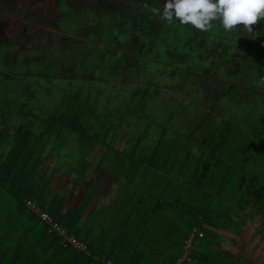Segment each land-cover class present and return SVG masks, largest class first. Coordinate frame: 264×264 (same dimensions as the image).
Segmentation results:
<instances>
[{"label":"trees","instance_id":"1","mask_svg":"<svg viewBox=\"0 0 264 264\" xmlns=\"http://www.w3.org/2000/svg\"><path fill=\"white\" fill-rule=\"evenodd\" d=\"M10 1L13 7L25 8L30 17L26 23H17L18 18L10 11L6 12L8 17L0 16V37L11 33L0 45L11 42V46L15 43L22 50L31 46L32 51L61 55L62 50L51 49L50 30L42 34L38 29L35 34L27 32L29 26L41 24L37 23L41 22L37 18L39 11L32 9L31 2ZM62 2L78 13L84 8L106 10L124 20L130 19L135 32L130 49L119 51L130 55L132 70L133 59L142 55L143 50L147 52V45L150 49L149 42L140 41L141 35L149 38L166 34L172 30L170 24L179 23L163 18L166 0H85L82 6H78L77 0H56L52 12ZM7 3L8 0H0V8ZM48 14H44L46 26ZM213 23L221 25L219 21ZM17 28L20 31L15 32ZM75 33L76 30L60 32V36L65 40L66 34L76 37ZM24 34L35 36L32 45L26 43ZM7 61L3 62L9 64ZM96 62L99 61L94 59L88 65L95 68ZM112 62L115 63L114 58ZM105 65L108 68L109 61ZM0 69L3 70L1 66ZM8 69L10 75L29 76ZM75 74H32L37 80L23 83L24 97L11 111L12 116L0 120V264H179L195 228L203 235H196L188 258L181 264H205L206 259L207 264L217 263L220 259L216 256L220 255L214 250L222 244L219 231L239 228L242 221L235 216L247 217L246 211L253 202L256 210L264 214V137L258 148L251 147L253 142L243 141L249 138L241 139L233 128H219L197 141L205 150L195 158L191 156L193 142L189 140L196 139V134L187 139V146L177 148L178 144L166 134L154 136L156 127L151 115H136L134 110L133 117L138 118L123 119L122 125L131 129L130 147L123 150L115 143L118 134L108 141L97 129L90 132L92 126L85 123L84 114L92 108L76 119L80 107L92 106L93 90L81 96L85 90L81 85L73 91ZM63 77L70 80L67 90H59L58 96L47 102H36L38 92L34 88L49 91L50 83ZM141 78L142 74L138 80ZM86 79L83 85L89 87L104 82L96 77ZM151 88L134 93L133 102L145 103L149 96L146 90ZM69 138L85 152L64 165L57 158ZM98 144L106 152L97 167H91L89 157ZM50 161L53 166L48 171ZM57 172L66 178L65 186L72 183L69 191L55 188ZM116 185L120 191L113 202H97ZM29 200L51 215L52 224L28 207ZM70 200L74 204L67 207ZM53 224L64 233L53 229ZM73 240L85 248L76 247ZM208 250L212 252L208 254Z\"/></svg>","mask_w":264,"mask_h":264},{"label":"rangeland","instance_id":"2","mask_svg":"<svg viewBox=\"0 0 264 264\" xmlns=\"http://www.w3.org/2000/svg\"><path fill=\"white\" fill-rule=\"evenodd\" d=\"M44 1L42 2V0H32V9L36 11L38 10L40 15H37V18H40L41 22L37 23L41 24H33L29 26L27 32L34 33L38 29L39 33L42 34L44 30H50L48 36L49 41H51V49H54V51L56 52L62 50V54H51L50 51H32L31 49H29L31 48V46L27 49L22 50L19 48L20 45H16L15 43H12L16 45L15 47H13L14 45L11 46V42H8L4 44L5 46H3L2 43L5 42L6 36H11V33H7L6 36L3 34L0 37V41H2L0 45V53H2L0 61L2 63H0V66L3 69H0V120H3L4 117H9L11 115V111H14L15 108L19 105L21 97H24L22 95L23 83L36 81V77H32L31 75L35 74L37 71H44L52 74L62 73V75H67L75 72L76 74L73 79L79 81H81L82 79L81 74L90 75L91 73H93V77L100 79L103 78L108 81L112 80V82L130 77L132 82H129V85L127 87L129 93L131 92L134 94V92L137 91L143 92L144 89L148 86L152 87V93L148 96V99H145V103L148 102V105L150 106H148L147 109L148 114H153L155 118L158 119V121L164 123L163 115L165 113L160 109V107L165 106L167 102L176 103V106L180 103H183L182 96H180L179 98V96L175 94L180 85L179 83L176 84L175 80L171 78L172 76L170 72H181L187 77L185 87L180 88V91L183 95H187L186 93H189V90L192 91L191 88L193 85L190 86V80L192 79L185 71L192 69L193 72H195L197 65L194 61L196 58H199L198 56H196L195 52H199V49H201L200 44L204 43L205 47L209 49V52L210 50L212 51V49L215 52V47H217L220 51L222 50V53L226 54V51L224 50V46L226 45L222 44L221 46H219L216 45L217 43L213 44L211 42V39H227L228 43L231 42V40H239L241 47L245 50L254 48L255 46H261V44L264 42L263 24L252 26L253 32L248 33L243 29V26H238L237 30H234L232 32H226L223 29L222 25L218 24L217 26L216 23H213L212 27L209 30L201 31L193 28L191 25L187 26L181 25L180 23H173L170 24V28H172V30L166 34H158L149 38H145V35H141L142 38L140 37V41L149 42L150 49L147 45L146 48L148 51L146 52L145 50H143L144 53L142 55L139 54L140 56H137L133 59L131 66L134 65L132 66L134 69L132 70V68L130 69V64L128 62L129 59H131H128V56L130 55L126 54V52L123 53V51H119L126 48L130 49L131 40L135 34V32L133 31L134 26L133 23H131L130 19L124 20L120 17H117L116 15H111V13H108L106 10H86V8H84L85 10L81 9V11L78 13L77 11H74V8L72 6H69L65 2L59 4L58 10L56 11L55 9L54 13L52 12V7H54V5L51 4L48 6V2ZM12 3L13 1L11 2L10 0H8V7L6 5L4 8H0V16L3 17L4 14V16L8 17L9 15H7L6 12L10 11L12 12V15L18 18L17 23H26L27 21H29L27 18L30 17V15L26 14L27 12L25 13V8L20 6L17 8L13 7ZM84 3L85 2L78 6L84 5ZM48 10H50L49 14ZM44 14L49 15L47 19L49 21L48 26L44 25ZM31 16L34 17V15L32 14ZM49 17L51 19H49ZM75 30L77 31V33H75L76 37H72L71 35L66 34L65 40H63V38L60 36V32L70 33V31L72 32ZM17 31H20V29L17 28L15 32ZM224 34L228 35V37L225 38ZM25 36V40L27 41L26 43L28 45H32L33 38H35V36ZM22 37L24 36L22 35L21 39H23ZM147 42L145 43L147 44ZM113 48L117 49L119 53ZM186 49H188L190 55L188 53H184ZM101 50L102 52H99ZM180 53H184L183 55L185 57L189 56L187 58L188 60H186L184 63L178 61ZM65 57L67 59L64 61ZM203 57L204 53L201 55V58ZM113 58L115 60V63L112 62ZM94 59H97V61L99 62L95 63V68H91L88 64H90L89 61L91 62ZM174 59L177 61H175ZM207 59H199L203 61L198 60L199 69L203 71L208 70V72L211 73V75L209 76L205 74V76L199 77L205 79L203 81L206 83L207 87H214V81L211 78H213L214 80L218 78V80L220 79V81L228 82V68L227 65L224 64L225 62H221V67L212 68L211 70H209V63H212V59ZM68 60L71 62H69ZM3 61H7V63L9 64H5ZM108 61L109 67L105 68L103 65H105V62ZM241 63H244L243 58L241 60ZM70 64L72 65V68ZM85 64L87 65L85 66ZM177 67L179 69H177ZM8 68L13 69L12 72L14 73H17V71L26 72L29 74V76L23 78L10 75L7 72L9 70ZM203 71L198 70V72L201 74ZM138 72L140 73V76L142 74V78L140 79V81L138 80L140 76H137ZM69 82L70 80L65 77L61 79L56 78L51 83L49 82L52 85L49 91H39L35 86L36 88H34V90L38 92L36 95V102H47L46 100L49 98L50 100H52L53 97L56 98L58 96H56V94L59 93V90H67V88L70 87ZM100 82L101 81H98V83ZM219 84L224 85L221 82H219ZM98 85L101 88L106 86L103 83L102 85ZM71 87L74 91L75 89H80L81 86L80 84L73 82ZM154 89L159 90L156 95H154ZM122 91L123 89L121 88L118 90L120 94L122 93ZM134 97L135 96H132V98ZM119 111L125 113L127 110L125 108L123 109L120 106ZM260 111L264 114V109L262 110V108H260ZM134 113L136 115H142L145 112L143 113L142 111H135ZM167 114L168 113L166 112V114L164 115L166 123L168 122ZM14 121L16 122L17 119H15ZM261 126L263 127L264 131V125ZM136 130L137 129L135 128V131ZM61 150L62 152L60 151L57 162L63 163L64 165H67L68 161L71 162L76 157L80 158V156L84 154V150L79 148L74 141H71L70 138L69 141L62 146ZM52 166L53 164L50 161L48 165V171L52 169ZM56 176H58L59 181H56L58 184L55 188L62 190L65 187H72L71 182H69L66 186L64 185V181H66V178H64L63 175H59L57 172ZM112 195H115V193H112ZM263 222V219L260 222L258 219L257 225L263 228Z\"/></svg>","mask_w":264,"mask_h":264},{"label":"crops","instance_id":"3","mask_svg":"<svg viewBox=\"0 0 264 264\" xmlns=\"http://www.w3.org/2000/svg\"><path fill=\"white\" fill-rule=\"evenodd\" d=\"M259 24H263L264 26V22ZM224 36L225 38L228 37V35L225 34ZM211 42L213 44L217 43L216 45L219 46L222 44L226 45L224 46L226 54L222 53V50L220 51L217 47H215V52L213 49L209 52L205 44H200L199 42L201 52H195L196 56L199 57L194 61L197 65L196 70L195 72H193L192 69L185 71L192 79L190 80V86L193 85L191 88L192 91L189 90V93H186L187 95H183L180 91L181 87H185L187 77L181 72H170L171 78L175 80L176 84L179 83L180 85L175 94L179 96V98L182 96L183 103L177 106L176 103L173 102H167V104L165 103L166 105L164 104L165 106L160 105V109L163 110L165 114L166 112L168 113L167 123L165 122V114L163 115L164 123H162L158 121L153 114L151 115L152 117L148 114V106L146 107L145 103L133 102L132 96H134V94L131 92L129 93L127 88L129 85L128 81H131L130 77L114 82L102 78L104 82L98 84H105L106 86L103 88L99 87L98 84L96 87L83 85L88 81L86 78L93 77V73L90 75L81 74V81L76 79L72 81V83L76 82L85 88L81 96L84 95L85 92L91 91V89L93 90L92 106L80 107L76 119L82 116L81 113L84 114L88 109L92 108L88 113L84 114L85 123L92 126L90 132L92 133L93 130L97 129V132L101 133L103 139L109 138V140L107 139L108 141L112 139L113 135L118 134L115 143L118 148L123 150L130 147L128 144V137L129 133H131V129L127 126H123L122 123L124 118L126 120L133 118V110L145 112V115L150 116L149 118L153 120L152 122L156 127L154 136L157 137V134H166L169 140L178 144L177 148H181L179 145L187 146L185 143L196 134V139L189 140L193 142L191 143V156L195 158L200 157L205 150L197 141L219 128L223 131H229L233 128L241 139L249 138V140L243 141H248L249 144L253 142L251 147L257 146L258 148L261 139L264 137L263 127L261 126L264 125V114L260 111V108H262V110L264 109V42L261 46H255L247 50L241 47L239 40H231V42L228 43L227 39L213 38ZM184 53L190 55L188 49H186ZM203 53V58H208L207 60L212 59V63L208 62L210 64V67H208L209 70L221 67V62H225L224 64L227 65L228 68V82L220 81L218 78L216 80L211 78L214 81V87L210 88L207 87L206 83L203 81L205 79L199 78L205 76V74L208 76L211 75L208 70L203 71L199 69L198 63L199 61H203L199 60L203 59L201 58ZM183 54L178 58V61L184 63L188 60L187 58L189 56L185 57ZM242 58L244 59L243 64L241 63ZM177 69L179 68L177 67ZM198 70L203 71L202 74L199 73ZM219 82L224 85L219 84ZM119 87L123 89L121 94L118 92L120 89ZM158 91L159 90L154 89V95H156ZM146 93L150 95V93H152V88L146 90ZM120 106L127 111L125 113L119 111ZM134 118H138V116H134ZM119 124L120 126H118ZM115 125H117L118 128H115ZM183 135H186L185 137L188 136V138H185ZM238 135L236 136L238 137ZM105 152L106 148L101 144L94 147L89 157L91 167H97ZM58 174L62 175V173L60 174L59 172ZM58 180L59 178L56 176V181ZM69 188L70 186L65 187L61 191H69ZM119 191V186L116 185L113 187L110 194H105L102 199L97 200V202L101 205H109L118 197ZM112 193H115V195H112ZM73 204L74 202L70 200L67 207H71ZM255 205L256 203L253 202L248 207L246 211L248 214L247 217H245L246 215L244 214L235 216L238 220L242 221L239 228L219 231L222 237V244L219 247H215L214 251L220 255V257L216 256V259L220 260L214 264H264V222L262 223L263 228L257 225L258 219L259 222L262 221V219L264 220V214L258 212ZM242 217L244 219H242ZM210 252L212 251H207L208 254ZM204 262L207 264L208 259L204 260Z\"/></svg>","mask_w":264,"mask_h":264},{"label":"clouds","instance_id":"4","mask_svg":"<svg viewBox=\"0 0 264 264\" xmlns=\"http://www.w3.org/2000/svg\"><path fill=\"white\" fill-rule=\"evenodd\" d=\"M162 15L169 23L175 20L201 31L219 21L226 32L243 26L252 33V26L264 22V0H166Z\"/></svg>","mask_w":264,"mask_h":264},{"label":"built area","instance_id":"5","mask_svg":"<svg viewBox=\"0 0 264 264\" xmlns=\"http://www.w3.org/2000/svg\"><path fill=\"white\" fill-rule=\"evenodd\" d=\"M27 205H28V207L31 210H33L34 212L38 213L40 215V217L42 218V220H44V221L52 224L53 219H52L51 215H49L45 211H41L38 208V206H37V204L35 202L29 200V201H27ZM53 229L59 231L61 234L64 233V231L57 224H53ZM196 235L202 236L203 235V232L200 229H198V228H195L193 230V233L190 235V238L187 240V243H186V254H185V256L182 257V259L179 260V264H181L184 259H187L188 258L189 252H190V250H191V248L193 246V243H194V240H195ZM73 241H74V245L76 247H79V248L84 247L85 248V246L82 243H80V242H78L76 240H73Z\"/></svg>","mask_w":264,"mask_h":264},{"label":"flooded vegetation","instance_id":"6","mask_svg":"<svg viewBox=\"0 0 264 264\" xmlns=\"http://www.w3.org/2000/svg\"><path fill=\"white\" fill-rule=\"evenodd\" d=\"M23 1H27V0H23ZM31 3H32V0H29ZM44 0H42V2H43ZM45 1H47L48 2V6L49 5H51V4H53L54 6L56 5L55 3H56V0H45ZM44 1V2H45ZM78 1V5L79 4H81L82 2H84L85 0H77ZM76 3V2H75Z\"/></svg>","mask_w":264,"mask_h":264}]
</instances>
